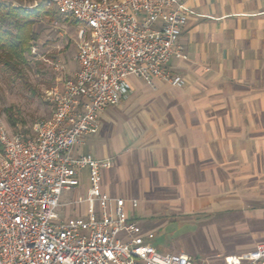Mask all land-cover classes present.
Masks as SVG:
<instances>
[{
    "label": "crops",
    "instance_id": "crops-1",
    "mask_svg": "<svg viewBox=\"0 0 264 264\" xmlns=\"http://www.w3.org/2000/svg\"><path fill=\"white\" fill-rule=\"evenodd\" d=\"M182 1L192 11L179 38L186 58L170 62L182 84L129 77L73 154L110 159L101 190L143 229L211 220L229 239L222 256L244 254L264 241V0ZM87 188L83 170L65 192L73 200Z\"/></svg>",
    "mask_w": 264,
    "mask_h": 264
},
{
    "label": "built area",
    "instance_id": "built-area-1",
    "mask_svg": "<svg viewBox=\"0 0 264 264\" xmlns=\"http://www.w3.org/2000/svg\"><path fill=\"white\" fill-rule=\"evenodd\" d=\"M42 1L18 6L32 10ZM47 1L77 23V68L44 91L51 114L31 135L0 118V264H264V241L222 257L158 251L154 232L128 216L124 199L102 192L110 159L73 154L97 132L104 109L128 94L129 77L182 84L170 62L186 58L179 38L192 11L182 0ZM83 170L85 196L62 203ZM80 204L83 214L60 216L61 207Z\"/></svg>",
    "mask_w": 264,
    "mask_h": 264
},
{
    "label": "rangeland",
    "instance_id": "rangeland-1",
    "mask_svg": "<svg viewBox=\"0 0 264 264\" xmlns=\"http://www.w3.org/2000/svg\"><path fill=\"white\" fill-rule=\"evenodd\" d=\"M32 1L0 0L14 7ZM42 2L53 11L47 0ZM75 29L76 25L68 20L39 16L33 25L36 37L29 40L21 52L23 61L18 64V71L0 72V118L11 130L31 135L36 121L49 118L52 105L44 99V91L52 88L60 78H70L77 68L74 60ZM72 198V193L64 191L61 201ZM83 206L61 208L60 214L66 216L68 212L67 218H73L76 216L75 207L82 209ZM224 234L223 228L215 221H177L170 228L154 233L151 244L160 252H176V247L183 245L196 258L209 257L214 255L213 252L222 257L225 253L223 245L229 240Z\"/></svg>",
    "mask_w": 264,
    "mask_h": 264
},
{
    "label": "trees",
    "instance_id": "trees-1",
    "mask_svg": "<svg viewBox=\"0 0 264 264\" xmlns=\"http://www.w3.org/2000/svg\"><path fill=\"white\" fill-rule=\"evenodd\" d=\"M41 15L50 19L57 17L77 25L74 20L57 15L41 2L32 10L7 6L0 2V72L18 71L19 62L23 61L21 52L26 49L29 40L36 37L33 31L34 20ZM11 123L14 121L10 118Z\"/></svg>",
    "mask_w": 264,
    "mask_h": 264
}]
</instances>
